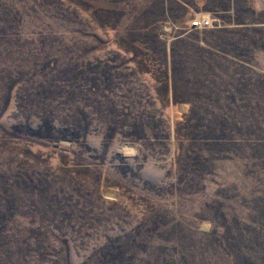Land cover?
Here are the masks:
<instances>
[{
	"label": "rangeland",
	"instance_id": "obj_1",
	"mask_svg": "<svg viewBox=\"0 0 264 264\" xmlns=\"http://www.w3.org/2000/svg\"><path fill=\"white\" fill-rule=\"evenodd\" d=\"M0 264H264V0H0Z\"/></svg>",
	"mask_w": 264,
	"mask_h": 264
},
{
	"label": "built area",
	"instance_id": "obj_2",
	"mask_svg": "<svg viewBox=\"0 0 264 264\" xmlns=\"http://www.w3.org/2000/svg\"><path fill=\"white\" fill-rule=\"evenodd\" d=\"M195 24L197 25V24H199V22L196 21Z\"/></svg>",
	"mask_w": 264,
	"mask_h": 264
}]
</instances>
